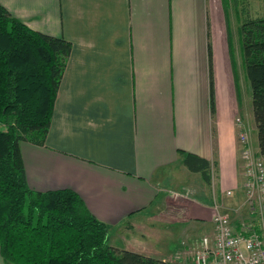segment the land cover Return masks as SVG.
I'll use <instances>...</instances> for the list:
<instances>
[{
  "label": "crops",
  "instance_id": "1",
  "mask_svg": "<svg viewBox=\"0 0 264 264\" xmlns=\"http://www.w3.org/2000/svg\"><path fill=\"white\" fill-rule=\"evenodd\" d=\"M0 4L30 29L71 44L45 145L20 144L28 187L75 192L107 226L110 247L192 264L191 248L212 233L215 206L232 217L246 210L222 0ZM181 153L210 164V183ZM0 264L11 263L0 255Z\"/></svg>",
  "mask_w": 264,
  "mask_h": 264
},
{
  "label": "trees",
  "instance_id": "2",
  "mask_svg": "<svg viewBox=\"0 0 264 264\" xmlns=\"http://www.w3.org/2000/svg\"><path fill=\"white\" fill-rule=\"evenodd\" d=\"M222 3L226 14L228 1ZM237 31L264 157V6L261 17L243 20ZM228 47L231 55L229 34ZM207 51L213 114L209 45ZM70 52L69 42L30 29L0 4V255L11 264H171L110 247L107 226L72 190L37 192L27 185L20 144L45 145ZM236 90L240 103L237 82ZM181 154L184 166L210 183V164Z\"/></svg>",
  "mask_w": 264,
  "mask_h": 264
},
{
  "label": "built area",
  "instance_id": "3",
  "mask_svg": "<svg viewBox=\"0 0 264 264\" xmlns=\"http://www.w3.org/2000/svg\"><path fill=\"white\" fill-rule=\"evenodd\" d=\"M237 147L239 174L246 214L222 213L215 206L210 235L191 248L192 264H264V157L252 146L249 133L239 118ZM224 195L231 198V190Z\"/></svg>",
  "mask_w": 264,
  "mask_h": 264
},
{
  "label": "rangeland",
  "instance_id": "4",
  "mask_svg": "<svg viewBox=\"0 0 264 264\" xmlns=\"http://www.w3.org/2000/svg\"><path fill=\"white\" fill-rule=\"evenodd\" d=\"M228 7L226 9L225 19L227 25V31L230 35L231 46L233 49V55L235 58V67L237 71V87L240 96L239 112L236 117L241 120L246 130L249 133V137L252 142V146L256 149V130L252 120L251 111V97L248 81L245 78L244 69L242 66L240 48H239V36L238 28L240 23L245 19H253L261 17L263 13L264 0H227ZM235 119V120H236ZM237 137V133H236ZM237 141V138H236ZM242 198V196H241ZM230 207H235L234 201L229 203ZM245 210V214H246ZM239 215V214H238ZM232 217V216H231ZM235 218V217H232Z\"/></svg>",
  "mask_w": 264,
  "mask_h": 264
}]
</instances>
